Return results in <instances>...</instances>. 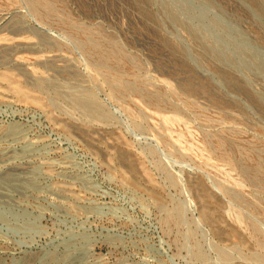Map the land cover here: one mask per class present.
Here are the masks:
<instances>
[{
  "label": "rangeland",
  "instance_id": "rangeland-1",
  "mask_svg": "<svg viewBox=\"0 0 264 264\" xmlns=\"http://www.w3.org/2000/svg\"><path fill=\"white\" fill-rule=\"evenodd\" d=\"M0 264H264V0H0Z\"/></svg>",
  "mask_w": 264,
  "mask_h": 264
},
{
  "label": "bare ground",
  "instance_id": "bare-ground-1",
  "mask_svg": "<svg viewBox=\"0 0 264 264\" xmlns=\"http://www.w3.org/2000/svg\"><path fill=\"white\" fill-rule=\"evenodd\" d=\"M87 105V104H86ZM85 106V105H84ZM98 114V113H97ZM168 120V119H167ZM166 123H167V121H166Z\"/></svg>",
  "mask_w": 264,
  "mask_h": 264
}]
</instances>
